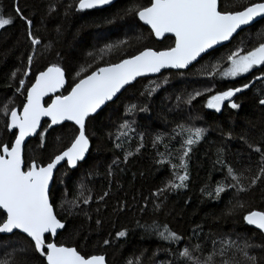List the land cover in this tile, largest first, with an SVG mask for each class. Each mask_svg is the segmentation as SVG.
<instances>
[{
    "label": "trees",
    "instance_id": "obj_1",
    "mask_svg": "<svg viewBox=\"0 0 264 264\" xmlns=\"http://www.w3.org/2000/svg\"><path fill=\"white\" fill-rule=\"evenodd\" d=\"M246 1L223 0V4L231 8L233 5L242 7L256 2ZM134 2L146 5L149 0H118L105 10L85 12H77L74 7L67 8L75 0H19L25 15L33 21L32 32L42 41L35 49L31 74L24 77L26 84L34 80L35 74L53 63L65 69L67 87L73 82L72 78L81 66L91 64L88 69L90 72L105 63H116L144 47L163 49L170 46L171 38L156 41L138 20L124 14L123 10ZM52 7L55 11L51 10ZM0 14L5 18L15 17L13 0H0ZM25 30L23 21L18 18L7 30L0 29V141L4 142L14 137L10 133L6 134L4 129L3 122L6 117L2 111L3 104L12 99L14 103L9 107L22 106L24 97L16 92V87L26 67L27 56L33 54ZM262 30L264 20L240 32L228 45L216 49L213 56H205L187 71L165 72L158 77L138 80L98 113L89 125L91 148L86 160L75 170L60 168L53 180L51 201L56 208V214L66 224L65 229L56 237L58 242L78 247L85 254H104L107 264H128L129 260L135 258H139L140 264H182L178 251L185 246L191 248L196 243L205 245L204 251L195 253L203 260L213 250L212 240L220 238L264 244V237L249 229L242 219L249 210L264 211V186L246 194L243 197L245 207L236 208L231 214L229 193H222V198L216 201L201 192L206 184L214 187L215 181L224 178V173L217 170L219 166L213 167L218 149L234 165L241 153L245 154L246 160L249 156L257 157L256 153H252L243 144L240 137L246 136L255 141L264 136V106L258 102L259 99H264V79L255 78L264 76V71H261L264 66L250 71L249 76L254 77L255 82L234 98V102L240 105L239 109H230L226 104L219 115L205 107L207 96L240 86L247 77H237L235 80L217 77L209 80L198 74L204 64L210 61L215 63L221 57H226L241 38L255 43L256 34ZM126 38L130 42L128 45L116 47L103 59L99 58V50L106 44ZM253 43L248 47L253 46ZM90 52L95 58L88 55ZM221 67H227L226 60L221 62ZM17 69H20L17 78L10 79L11 73ZM88 72L83 74L87 75ZM150 81H155L160 87L151 97L142 96L141 93ZM249 81L250 77L246 82ZM209 86L213 88V92L197 97L191 105L177 102V96L187 99L188 94L195 90L203 91ZM131 103L146 105L148 110L136 111L133 116H128L126 106ZM124 120L134 121L132 127L135 129L134 132H129L124 147L135 153L140 134H143L144 147L130 157L126 165L120 164L119 169L114 168L113 176L108 177L106 172L113 159L123 158V152L114 148V136L110 134H114ZM66 124L71 127V124ZM180 124L205 128V139L193 149L189 161L191 178L188 188L166 192L159 198L163 204L161 210L156 212L153 210V200L156 198L152 193L163 187L164 182L170 178L169 167L156 163L159 159L157 152H164L166 143L179 148L180 137L173 130L178 131L177 126ZM70 127L60 126L55 131L50 129L49 143L59 147L56 143L57 136H62L66 142L67 136L64 134L70 131ZM229 135L231 139L228 138ZM157 136L162 139L154 147L153 140ZM35 143L36 137L27 143L26 158L35 156L31 151ZM53 150L49 148L44 153L42 158L45 162ZM81 184L84 185L83 189L80 188ZM88 189L91 190L92 201L87 206L81 204V208L91 219L79 209H73L70 215L67 205L60 207L65 198L72 200L81 191L85 196L88 195ZM104 191H109V196L98 204L97 197ZM121 204L125 206L121 208ZM145 204L147 207L141 212L140 209ZM97 219L101 220L99 226L96 224ZM154 220L167 224L181 234L183 241L180 244L165 242L155 232L140 226L151 224ZM118 231H126L127 234L117 238L115 234ZM194 232L199 234L200 240H197ZM15 239L13 238V242ZM104 239H109L111 243L104 245ZM249 252L253 255H264L260 249H249ZM2 256L0 252V258ZM40 259L42 258L37 257L33 264H39ZM213 259L215 264H223L224 261L242 260V257L229 250L223 255L217 252ZM260 264H264V259Z\"/></svg>",
    "mask_w": 264,
    "mask_h": 264
},
{
    "label": "snow or ice",
    "instance_id": "obj_2",
    "mask_svg": "<svg viewBox=\"0 0 264 264\" xmlns=\"http://www.w3.org/2000/svg\"><path fill=\"white\" fill-rule=\"evenodd\" d=\"M113 4L114 0H75V3L67 5V8L74 7L77 12H85L105 10L107 6ZM51 10L55 11V8L52 7ZM13 11L15 17L5 18L0 14V29L7 30L17 18L23 21L25 36L32 46L33 54L27 56L26 67L16 87V92L24 97L22 106L9 107L14 103L9 99L4 102L2 109L6 117L3 122L6 134L10 133L14 138L7 142L0 141V252L3 254L0 264H33L37 257L42 258L39 264H106L104 254H85L78 247L56 240L59 230L66 227L65 222L56 214V208L51 201V186L55 173L59 171L58 166L75 169L85 161L90 150L89 125L104 106L114 102V98H119L118 94H122V90L127 91L128 86H134V82H138L140 77L158 74L162 70L182 72L193 66L194 62L199 63L205 56H213L216 46L233 40L234 34L238 36L240 31L245 30L243 26L259 23L257 18L264 20V0H256L242 7L233 5L231 8L224 5L223 0H149L146 5L134 2L123 10L124 14L146 25L150 29V34L157 40L170 37V46L163 49L144 47L116 63H105L104 66L96 67L90 72L88 69L91 68V64L81 66L75 72L73 82L67 87L66 71L56 63L39 71L34 75V80L26 84L24 77L31 74L35 49L42 41L32 32L33 21L25 15L19 0H13ZM129 43L127 38L116 43H108L99 50V58L103 59L114 48ZM250 43L253 42L241 38L226 57H221L215 63L210 61L204 64L198 70V74L209 80H215L217 77L235 80L254 68L264 66V30L256 34V42L248 47ZM88 55L95 58L92 52ZM225 60L227 67L222 68L221 62ZM18 72L20 69L13 71L10 79L15 80ZM85 72L88 74L84 75ZM255 78L264 79V76ZM250 86L249 81L237 87L215 92L207 96L205 107L219 113L227 102L228 108L239 109L240 105L232 98ZM159 87L155 81H150L141 95L151 97ZM212 92L213 88L209 86L203 91L195 90L188 94L187 99L181 96H177L176 99L178 103L191 105L197 97ZM45 97H48V100H45ZM258 102L264 106V99H259ZM126 109L128 116H133L136 111L148 110L146 105L136 103L127 105ZM65 122H70L71 127ZM133 123L132 120H124L116 132L110 134L114 136V148L123 152V158L113 159L106 172L108 177L113 176L114 168L119 169L120 164L126 165L129 158L144 147L143 134H140L135 153L124 147L129 132L135 131ZM55 126L70 127V131L64 134L67 136L66 142L62 136L56 137L59 147L50 144L48 140L49 130H57ZM177 127L178 131L176 129L173 131L180 137L179 148L166 143L165 151L157 152L159 159L156 163L169 167L170 178L164 182L163 187L152 193L156 198L153 200V210L156 212L161 210L163 201L159 198L166 192L188 188L191 178L189 161L194 147L205 139L207 131L194 125L180 124ZM30 137H36L35 146L31 149L35 156L26 158L25 147ZM228 138L231 139V135ZM161 139L160 136L154 138L153 146L159 144ZM240 139L252 153L257 154V157L249 156L246 160L245 154L241 153L234 165L228 162L222 150L218 149L213 167L219 166L217 170L224 173V178L215 181L214 187L206 184L201 189L202 194L216 201L222 198V193H229L231 197L228 201L231 205L229 214L236 208L245 207L243 197L246 194L264 186V136L255 141L249 140L246 136H241ZM49 148L54 150L45 162L42 157ZM80 188L83 189L84 185L81 184ZM87 191L89 194L86 196L81 191L72 200L65 198L60 207L67 205L70 215L73 209H79L88 216L81 208V204L87 206L92 201L91 190ZM108 196L109 191H104L97 197V203L103 202ZM124 206L121 204V208ZM146 207L147 204L140 211L143 212ZM88 219L91 217L88 216ZM242 219L246 225L264 234V211L249 210ZM96 224L99 226L101 220L97 219ZM140 226L155 232L161 240L168 243L180 244L184 239L167 224H160L155 220L151 224ZM126 234V231H118L115 235L122 238ZM193 234L197 240L201 239L199 234L195 232ZM13 238H16L15 242ZM110 243L109 239L103 240L104 245ZM212 244L213 250L203 260L195 255L204 251L205 245L202 243H196L191 248L185 246L178 251V256L182 258V264H215L213 257L217 252L223 255L229 250L234 255L239 253L242 260L224 261L223 264H260L264 259V255H253L249 252V249H260L264 252V244H254L247 240L241 243L231 238L213 239ZM128 264H140L139 258L129 260Z\"/></svg>",
    "mask_w": 264,
    "mask_h": 264
},
{
    "label": "water",
    "instance_id": "obj_3",
    "mask_svg": "<svg viewBox=\"0 0 264 264\" xmlns=\"http://www.w3.org/2000/svg\"><path fill=\"white\" fill-rule=\"evenodd\" d=\"M116 1H118V0H114V3L116 2ZM108 7H110V6H107L106 8H108ZM257 20H259V22L261 21L260 20V18H257ZM142 26H144L146 29H148L149 31H150V29L146 26V25H143L141 22H139ZM256 23H254V25H255ZM244 27V29L246 30V29H248V28H250V27H252V26H243ZM239 31V30H238ZM240 32H242V31H240ZM239 32V33H240ZM234 36H236L235 34H234ZM153 38L156 40V41H158V42H160V41H162V40H157L154 36H153ZM165 38H167V37H165ZM164 38V39H165ZM232 41V40H231ZM231 41H228V42H224L222 45H217L216 46V49H218V48H221V47H224V46H226V45H228ZM194 64H196V62H194L193 63V65ZM192 66H190L189 67V69L191 68ZM188 69H186V70H183V71H187ZM182 71V72H183ZM165 72H178V71H176V70H162L161 71V73H158V74H150V75H148V76H146V77H140V78H138V80H140V79H146V78H154V77H158V76H160L161 74H163V73H165ZM255 81H253L252 83H251V85L254 83ZM135 83V82H134ZM66 86V85H65ZM129 87V86H128ZM124 90H122V92H123ZM242 93V92H241ZM241 93H238L235 97H237V96H239ZM120 94H118V96H119ZM235 97H233L232 99L234 100V98ZM45 100H48V97H45ZM114 100H116L115 98H114ZM23 101H24V99H23ZM109 103H111V102H109ZM108 103V104H109ZM107 104V105H108ZM227 104V102H225V104H224V106ZM106 105V106H107ZM106 106H104V108L106 107ZM224 106H222V110L224 109ZM103 108V109H104ZM222 110H221V112H222ZM213 112H215L214 110H212ZM221 112H219V113H217V112H215V113H217L218 115L221 113ZM44 119H46V118H44ZM44 119H42V124L44 123ZM65 123H68V124H70V122H65ZM57 127H60V126H55V128H57ZM35 137H30V138H28V141L26 142V145H27V143L30 141V140H32V139H34ZM90 148H91V144H90ZM90 151V150H89ZM89 154V153H88ZM88 154L86 155V158H87V156H88ZM86 160V159H85ZM84 162V161H83ZM83 162H81V164L83 163ZM66 167V166H65ZM60 168H63V167H60V166H58V169H60ZM69 170H75V169H71V168H68ZM57 173V172H56ZM55 173V174H56ZM54 177H55V175H54ZM52 185H53V183H52ZM51 188H52V186H51ZM246 224V223H245ZM249 229H251V230H254V231H256V232H259V230L258 229H255L254 227H252V226H248V225H246ZM63 231V229L62 230H59V232H58V235L61 233ZM260 233V232H259ZM263 237H264V234H262V233H260ZM57 235V236H58ZM107 264V263H106Z\"/></svg>",
    "mask_w": 264,
    "mask_h": 264
},
{
    "label": "flooded vegetation",
    "instance_id": "obj_4",
    "mask_svg": "<svg viewBox=\"0 0 264 264\" xmlns=\"http://www.w3.org/2000/svg\"><path fill=\"white\" fill-rule=\"evenodd\" d=\"M249 29V28H248ZM167 38H170V37H167ZM164 40V39H163ZM250 73V72H249ZM249 73H246L245 75H243V76H246L247 77V79H248V77H250V82L252 83L253 82V80H254V77H252V76H249ZM247 79H246V81H247ZM245 81V82H246ZM225 107V106H224Z\"/></svg>",
    "mask_w": 264,
    "mask_h": 264
},
{
    "label": "rangeland",
    "instance_id": "obj_5",
    "mask_svg": "<svg viewBox=\"0 0 264 264\" xmlns=\"http://www.w3.org/2000/svg\"><path fill=\"white\" fill-rule=\"evenodd\" d=\"M247 1H249V0H247ZM247 1H246V2H247ZM125 53H127V52H125ZM98 56H99V55H98ZM244 75H245V74H244ZM232 80H233V79H232Z\"/></svg>",
    "mask_w": 264,
    "mask_h": 264
},
{
    "label": "bare ground",
    "instance_id": "obj_6",
    "mask_svg": "<svg viewBox=\"0 0 264 264\" xmlns=\"http://www.w3.org/2000/svg\"><path fill=\"white\" fill-rule=\"evenodd\" d=\"M117 2V1H116ZM112 6V5H111ZM141 80V79H140Z\"/></svg>",
    "mask_w": 264,
    "mask_h": 264
}]
</instances>
